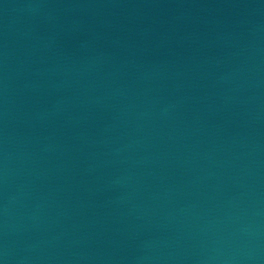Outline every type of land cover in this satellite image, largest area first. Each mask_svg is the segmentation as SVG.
Wrapping results in <instances>:
<instances>
[{
	"label": "water",
	"instance_id": "95a60500",
	"mask_svg": "<svg viewBox=\"0 0 264 264\" xmlns=\"http://www.w3.org/2000/svg\"><path fill=\"white\" fill-rule=\"evenodd\" d=\"M0 264H264V0H0Z\"/></svg>",
	"mask_w": 264,
	"mask_h": 264
}]
</instances>
